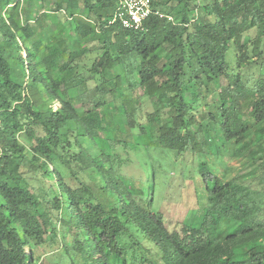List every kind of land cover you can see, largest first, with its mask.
I'll return each mask as SVG.
<instances>
[{"label":"trees","instance_id":"trees-1","mask_svg":"<svg viewBox=\"0 0 264 264\" xmlns=\"http://www.w3.org/2000/svg\"><path fill=\"white\" fill-rule=\"evenodd\" d=\"M26 1L0 0V264H36L35 247L68 234L74 264H130L131 250L152 254L144 242L162 264H264V83L249 93L244 73L264 59V0H152L173 21L153 14L142 31L109 23L118 0ZM212 85L216 114L199 108ZM210 133L252 161L249 184L210 172ZM138 148L200 159L209 200L245 184L259 196L234 218L208 206V238L187 245L154 187L143 199L122 173Z\"/></svg>","mask_w":264,"mask_h":264},{"label":"rangeland","instance_id":"rangeland-1","mask_svg":"<svg viewBox=\"0 0 264 264\" xmlns=\"http://www.w3.org/2000/svg\"><path fill=\"white\" fill-rule=\"evenodd\" d=\"M22 3L26 10L28 8L27 1L23 0ZM51 3L52 1H49L44 5L46 11H51ZM28 10L30 12L31 8ZM26 15H28V11L23 18ZM248 34L254 36L256 32L251 30L246 35ZM227 61L230 65V72H234L237 56L233 43L229 47ZM244 73L251 78V83L247 84L245 88L248 89L249 93L254 92L255 88L257 89V86H259L256 85V79L260 78V82L264 83V59L248 67ZM228 83V79L222 78L219 82V88H226ZM211 89L210 92H203L205 99L201 101L199 108L216 114L213 107H221V102L216 99V92L219 89L213 85ZM243 110L244 115H246L248 110ZM111 128L118 130L117 126ZM196 129L195 126L194 130L196 131ZM205 139L212 149V152H209L206 156L210 172L221 178L222 184L226 183L225 177L232 179L236 175L244 178L246 183L249 184L252 178L249 174L253 171L254 165L252 161L247 159L234 160V142L224 144L221 137L214 133L206 134ZM121 154L125 159L130 160L127 165H123L122 173L135 181L137 190L140 191L139 195L143 199L148 198L149 194L147 192L151 186L154 187L152 193L153 209L163 216L168 230L180 233L183 242L187 245H200L208 238L209 228L207 224L210 221L207 212L208 206L215 207L223 204L228 217L234 218L237 215L239 204L246 202L247 205H251L259 196L256 189L245 184L244 186L239 185L232 192H226L225 195L209 200L206 184L201 175L202 162L200 159L193 160V157L187 154L175 158L176 162H171L164 157L162 159L160 151L154 148L150 152L138 148L132 150L130 154L125 152H121ZM210 184L213 185V182H210ZM90 186L94 188L92 184ZM254 226L264 227V210ZM62 230L63 228H61ZM73 239L68 234L66 241L63 236H60L57 243L52 247H35L36 264H74L70 254L65 251L63 246L64 241L68 245H72ZM143 244L150 249L149 251L152 254L140 248L131 250L126 254V259L130 264H149L144 262L145 258L157 262L155 258L156 251H154L153 246L151 247L150 244L145 242ZM84 261L83 258H78L77 264H85ZM158 264H162V262L159 261Z\"/></svg>","mask_w":264,"mask_h":264},{"label":"built area","instance_id":"built-area-1","mask_svg":"<svg viewBox=\"0 0 264 264\" xmlns=\"http://www.w3.org/2000/svg\"><path fill=\"white\" fill-rule=\"evenodd\" d=\"M153 14L172 22L173 17L155 11L152 0H118L110 24H119L123 29L142 31L145 22Z\"/></svg>","mask_w":264,"mask_h":264}]
</instances>
